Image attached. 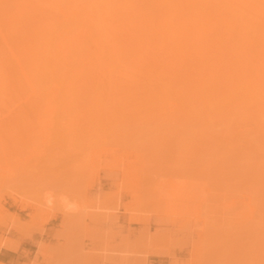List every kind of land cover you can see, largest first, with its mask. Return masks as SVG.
Wrapping results in <instances>:
<instances>
[{"label":"rangeland","instance_id":"374dc122","mask_svg":"<svg viewBox=\"0 0 264 264\" xmlns=\"http://www.w3.org/2000/svg\"><path fill=\"white\" fill-rule=\"evenodd\" d=\"M243 1L264 13V0ZM222 2L224 9L232 8ZM236 8L227 20L236 16L264 34V21ZM91 41L82 46L86 59L94 52ZM220 44L214 53L222 63L236 52L231 44ZM165 50L160 53L172 54ZM117 51L113 64L106 58L102 65L52 63L44 72L41 98L19 80L15 91H5L0 104V241L9 238L18 247L22 240L32 241L25 264H147L150 257L163 258L165 264H264L263 109L257 111L250 101L243 106L231 101L195 115L192 110L186 117L164 115L163 92L175 102H201L187 93L190 86L178 82L183 71L192 72L185 75L192 81L198 78L199 63L193 60L191 70H183L171 55L158 57L170 56L172 61L165 60L169 66L148 50L142 54L152 66L134 65L137 54ZM220 64L216 69L223 68ZM250 64L260 69L251 66V74L264 76V59ZM138 67L154 72L143 75ZM173 67L182 71L177 74L180 69ZM229 76L214 85L220 93L228 90ZM115 80L128 89L118 108L114 99L120 93L111 89ZM82 91L101 95L99 105L85 100ZM47 106L54 111L46 112ZM52 224L54 231L45 234ZM40 243L44 256L38 252Z\"/></svg>","mask_w":264,"mask_h":264},{"label":"bare ground","instance_id":"6f19581e","mask_svg":"<svg viewBox=\"0 0 264 264\" xmlns=\"http://www.w3.org/2000/svg\"><path fill=\"white\" fill-rule=\"evenodd\" d=\"M32 1L1 0L3 4L1 3L0 5V37L4 49L0 51V104L8 88L13 91L16 90L18 80L22 81L23 85L31 93L41 98L40 91L44 72L46 68L52 67V63L69 65L78 62L82 65H92L93 63L102 65L104 62H101L102 58H106L107 62L113 64V57L115 59V56L118 54L116 51L119 50L120 53V50L125 51L126 49L128 53L134 52L133 55L137 54L135 56L139 59H135V62L133 59L134 63L137 61L139 64L131 63L149 66L148 63H151V59L147 56L146 59L149 60L147 61L145 59L146 54L144 53L150 50L149 55L151 54L153 58L159 59L158 57L168 56V51L166 54L160 52L164 51L165 53L167 50L165 48H169L172 54H174L172 51L176 50L175 56L169 55L173 58L175 57L172 60L181 64L183 70L185 67L189 69L190 67L192 68L193 64L199 63L197 66H200V69L195 65L199 69V71L197 69V74L199 72L198 78L195 77L197 74L193 71L195 76L192 75L191 77H195V80L192 81L193 78L188 79L187 77H190L191 71H188V74H186L187 71H183L187 76H183L181 72L178 82L180 84L182 81L181 84L184 82L187 87L190 86L191 89H188L189 92L187 91V93L192 92L194 97L197 96L201 99V102L194 101L188 103L183 98H177L176 103L174 99L172 100L169 97L168 91L163 92L165 101L161 105L162 114L170 117H186L192 110L197 111L194 112L195 115V113L201 112L207 106L224 107L231 101H235L237 105L241 104L240 106H243L242 103L250 101L249 104L253 103V107H256L257 111H260L257 108H261L263 110L260 113L262 112V115L264 113V94L262 97L260 96L264 89L260 88V84L264 81V76L256 77L251 74L253 73L250 72L253 65H248L249 61L251 63L264 59V34L249 27L250 23H247L246 20L236 21V16L231 20H227L228 17L236 14L233 10L239 7L242 13L243 11H248L243 14L248 16L250 13V18L256 16L260 19L256 21L262 24L264 13L258 11L254 7L256 5L254 3H246L243 0H225L230 5L229 7L232 6V8L227 7V9H224L222 7L223 2L221 3L222 0H36L37 5L30 6L29 3ZM64 2H67V5H62ZM69 2L72 4L69 5ZM226 3L225 5H227ZM256 7L259 6L257 5ZM115 21L117 25H114ZM248 22L251 21L249 20ZM118 26L120 28H117ZM240 27H243L245 30H242ZM117 32L119 35H117ZM88 39L92 40L91 43L94 44L95 48L93 54L90 55L91 57L86 59L85 53L87 49L82 46L87 43L86 40ZM55 40L59 41L55 44ZM232 40L235 41L232 43ZM219 43H221V48L222 46L224 48V44H231L235 48L234 52L236 54L231 52L226 45V49L235 55V57L232 55L234 61H231L232 56L231 58H223V60L229 59L231 61L229 66L226 64L228 63L226 61L229 60L222 61V63L221 61L217 62L219 60L217 57L215 60L214 50ZM143 45L146 47H143ZM144 49L147 51H144ZM142 51H144L143 54L145 56H143ZM105 54L106 56H104ZM158 54H162L163 56ZM171 57H166L165 60L172 61ZM109 58L111 59L109 60ZM141 58H144L143 61L146 65L140 62ZM153 58L152 60H154ZM159 60L161 63L164 58L163 60ZM164 61L162 64L166 63L170 66V62L165 61L164 63ZM224 62L226 67L223 65ZM220 63L224 69H216ZM161 65L159 66L161 67ZM150 66L152 65L150 64ZM209 66H212L213 74H209L207 71ZM178 67H173V69ZM195 67L192 70H196ZM256 67L257 65L254 68L257 69ZM142 68L145 69L147 67H138L136 71L142 72L143 75L154 72L152 70L144 71ZM169 69L171 72L174 71L172 68ZM178 69L180 70L175 69L177 74L182 71V68ZM257 70L256 72L260 69ZM263 70L264 67L260 71L262 74L264 73ZM167 71L166 74L169 73V78H171L170 76L173 74L169 70ZM175 71L173 72L175 74L173 76L176 78ZM228 73H230V76L227 78V81L229 80V88L220 93V89L218 87L217 89L219 90L215 89L214 85L219 84L221 77L226 76ZM99 74L104 76L103 80H106V76L103 73L99 72ZM208 76H211V78L208 79ZM151 77L152 75H149V77L143 80L150 79ZM131 78L135 80V77ZM136 80L133 82L137 85L139 80ZM207 80H209V83H207ZM185 85H183L184 90L187 89H185ZM126 86L124 82H119L118 80H115L111 84V89H115V91H119L120 93L114 99L117 105L116 108L121 104L118 103V99L122 98V101L126 99L123 96L125 92H122L128 90ZM214 90L217 91L214 93ZM91 93L82 91L85 100L99 105L101 95ZM49 101L50 99H48ZM197 103H199V107ZM249 106L251 107V105ZM88 110L89 112L91 111V109ZM50 111L53 112L54 110H51L47 106L46 112L49 113ZM141 112L143 113L145 110ZM45 136L46 138L48 137L47 135ZM249 218L251 219L252 216ZM38 247V252L44 256L46 251L45 245L40 243ZM17 248L18 243L15 240L5 238L0 241V250L6 249L15 252Z\"/></svg>","mask_w":264,"mask_h":264},{"label":"crops","instance_id":"0c3cea01","mask_svg":"<svg viewBox=\"0 0 264 264\" xmlns=\"http://www.w3.org/2000/svg\"><path fill=\"white\" fill-rule=\"evenodd\" d=\"M54 231L52 224L48 225L45 229V234ZM34 246V243L30 240H22L19 244L18 249L14 252L11 250L1 249L0 250V263L3 264H25L26 260H22L26 257V253L29 252L28 247ZM166 260L160 257H150L147 259V264H165Z\"/></svg>","mask_w":264,"mask_h":264}]
</instances>
